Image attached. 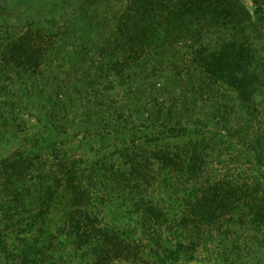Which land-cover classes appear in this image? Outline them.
<instances>
[{
    "label": "rangeland",
    "instance_id": "1",
    "mask_svg": "<svg viewBox=\"0 0 264 264\" xmlns=\"http://www.w3.org/2000/svg\"><path fill=\"white\" fill-rule=\"evenodd\" d=\"M242 5L252 19L240 27ZM254 9L0 0V264H264ZM144 203L173 218L172 247L188 239L194 256L166 260L136 224Z\"/></svg>",
    "mask_w": 264,
    "mask_h": 264
},
{
    "label": "trees",
    "instance_id": "2",
    "mask_svg": "<svg viewBox=\"0 0 264 264\" xmlns=\"http://www.w3.org/2000/svg\"><path fill=\"white\" fill-rule=\"evenodd\" d=\"M252 1L255 4V9L253 13H255V15L263 14L264 6H262V3H260L258 0H252ZM179 12L182 15L184 11L180 9ZM179 12L176 14H179ZM238 19H239L238 25L240 27L243 26L246 22L252 19L251 11L242 5V10L240 11V16L238 17ZM185 127L186 126L181 127V129L177 132H175V130L172 129V135H175L174 133H179V132L187 130V129H182ZM148 128L152 129L153 132L155 131L154 134L157 135L156 139L165 140L169 133L168 129L165 126V123L157 119H153L151 121V124L148 126ZM142 208L143 209L140 212L142 214H140V216L136 220V224L139 228H146L144 229L145 235L149 239L161 245L162 254L166 256V260L169 258L171 259L170 262L176 261L177 256H179L181 252L184 253V256L188 254L187 258L194 256L196 249L193 243H190L188 239L187 241H185L184 239H182V237L178 236L176 244H174L175 248L172 247L173 244H171V242L169 241L168 236L169 234H174V231L171 229V226H169L173 218L171 219L167 217L165 213H161L160 211H157L158 209L156 205H153L152 203L151 204L144 203ZM200 218L202 217L200 216ZM195 221L200 222L198 219H195L194 222ZM156 224H166V227L163 228L162 231L160 232L151 231L153 230L151 228L154 227V225ZM122 241L123 242L121 245L123 246L119 248L120 254L124 257H128L129 254H134V251H131L132 250L131 249L132 246H130L131 243L125 240H122ZM202 264H205V263H202Z\"/></svg>",
    "mask_w": 264,
    "mask_h": 264
}]
</instances>
